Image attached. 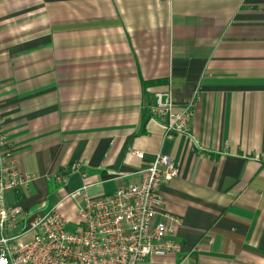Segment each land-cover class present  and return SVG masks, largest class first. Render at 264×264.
<instances>
[{
  "label": "crops",
  "instance_id": "crops-1",
  "mask_svg": "<svg viewBox=\"0 0 264 264\" xmlns=\"http://www.w3.org/2000/svg\"><path fill=\"white\" fill-rule=\"evenodd\" d=\"M163 91L193 105L196 143L150 117ZM0 98L35 176L8 202L58 203L74 229L69 192L112 194L162 152L179 165L160 193L181 251L155 264H264V0H0Z\"/></svg>",
  "mask_w": 264,
  "mask_h": 264
},
{
  "label": "built area",
  "instance_id": "built-area-1",
  "mask_svg": "<svg viewBox=\"0 0 264 264\" xmlns=\"http://www.w3.org/2000/svg\"><path fill=\"white\" fill-rule=\"evenodd\" d=\"M1 101V98H0ZM150 117L162 122L166 138L190 133L193 105L173 110L169 91L155 93ZM0 115V264H155L156 258L177 255L181 245L168 220L178 218L163 212L160 186L179 175L178 162L157 152L150 165L140 171V180L112 194L90 197L82 186L65 197L77 196L82 204L78 223L72 229L58 211V203L41 214L30 213L8 194L26 188L35 176L18 169ZM137 157L143 153L133 151ZM69 171L55 178L57 188L67 182ZM65 197H62V201ZM29 236L23 242L21 238Z\"/></svg>",
  "mask_w": 264,
  "mask_h": 264
},
{
  "label": "rangeland",
  "instance_id": "rangeland-1",
  "mask_svg": "<svg viewBox=\"0 0 264 264\" xmlns=\"http://www.w3.org/2000/svg\"><path fill=\"white\" fill-rule=\"evenodd\" d=\"M29 239H30L29 236H24V237L21 238V241L25 242V241H27ZM139 264H145V263H139Z\"/></svg>",
  "mask_w": 264,
  "mask_h": 264
}]
</instances>
